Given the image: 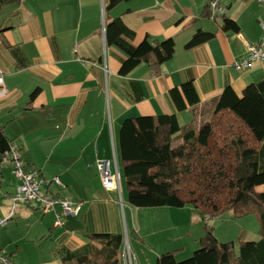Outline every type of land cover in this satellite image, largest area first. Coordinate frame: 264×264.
Returning <instances> with one entry per match:
<instances>
[{"label":"crops","instance_id":"0c3cea01","mask_svg":"<svg viewBox=\"0 0 264 264\" xmlns=\"http://www.w3.org/2000/svg\"><path fill=\"white\" fill-rule=\"evenodd\" d=\"M106 2L0 0V69L7 88L0 99V125L29 167L47 179L59 177L61 185H52L50 192L81 206L77 215H62L61 226L55 224L59 205L46 212L33 205L13 209L19 180L7 160H0V189L6 176L16 181L0 203V220L8 219L0 226V252L14 264H78L69 253L96 233L131 230L144 245L153 242V232L163 236L161 230L178 215L172 207L132 206L122 176L120 189L103 187L97 161H110L121 174L118 139L126 118L175 113L181 126L199 127L227 85L242 96L247 85L264 76V60L236 66L262 37L264 5L258 0L223 1L224 15L240 32L224 31L218 21L201 17L209 0H129L110 11ZM114 17L135 31V44L146 36L174 37L175 54L160 75L145 62L128 75L119 73L126 54L106 39V24ZM199 28L214 32V38L187 49ZM189 80L199 102L178 111L169 91ZM160 238L155 237L157 245Z\"/></svg>","mask_w":264,"mask_h":264},{"label":"trees","instance_id":"16d2710c","mask_svg":"<svg viewBox=\"0 0 264 264\" xmlns=\"http://www.w3.org/2000/svg\"><path fill=\"white\" fill-rule=\"evenodd\" d=\"M129 0H107L106 11ZM201 17L218 21L224 31L240 32L239 24L223 15L213 17L209 4ZM214 32L197 29L187 49L201 45ZM106 39L121 48L126 58L119 73L128 75L141 63L154 75L176 51L174 37L155 41L146 36L135 44L136 33L121 17L106 24ZM39 88L30 95L33 100ZM178 111L199 102L191 80L169 91ZM175 141H180L176 147ZM12 141L0 125V160ZM121 176L128 202L138 208L193 207L206 221L199 239L202 252L182 261L175 250L159 255L154 264H264V76L250 83L239 96L227 85L216 100L213 113L199 127L181 126L175 113L126 118L119 130ZM229 214L254 215L259 221L257 240L221 242L209 220ZM123 234L96 233L90 242L69 253L78 264H123Z\"/></svg>","mask_w":264,"mask_h":264},{"label":"built area","instance_id":"2783aa9c","mask_svg":"<svg viewBox=\"0 0 264 264\" xmlns=\"http://www.w3.org/2000/svg\"><path fill=\"white\" fill-rule=\"evenodd\" d=\"M224 0H209V8L213 17H221L226 12V7L222 4ZM264 5V0H258ZM263 34L257 44L249 46L248 56L236 63L239 69L248 67L255 60H264V24H262ZM7 95V88L4 81V72L0 69V99ZM5 160L11 165L13 174L19 180L14 194L11 196L13 209L17 205H33L43 212L52 211L57 205L62 209L56 214L55 224L64 225L62 215H77L80 211V204L50 192L52 185H61L59 177L47 179L42 176L36 168H31L24 161L20 150L13 143L5 154ZM97 166L101 174L102 184L105 189H120L121 174L118 169L113 171L110 161L98 160ZM8 219L0 220V226L6 225ZM123 264H139L135 252L132 250L128 238H124L121 252ZM0 264H14L5 254L0 252Z\"/></svg>","mask_w":264,"mask_h":264},{"label":"rangeland","instance_id":"374dc122","mask_svg":"<svg viewBox=\"0 0 264 264\" xmlns=\"http://www.w3.org/2000/svg\"><path fill=\"white\" fill-rule=\"evenodd\" d=\"M212 113L213 109L207 117L210 118ZM179 144L180 141H175L173 146L176 147ZM10 179L12 180V183H9ZM4 181V185L0 189V203L3 201L2 198L6 196V192L12 191V186H14L16 182L11 175L6 176ZM185 207L188 208L185 210ZM185 207L170 208L172 209L171 211L178 214L177 216H174L175 227H173V222L169 221L168 226L164 228V230H161L163 236L157 235L156 232L151 233L154 240L155 237H161L160 244L158 245L154 240L153 242L148 241L147 245H144L140 241V238L133 235L131 230L129 233H126L125 231L124 238H128L131 248L138 258L139 264H154L159 255L174 250L178 261L185 260L202 252L200 251L201 247L197 238L201 235L203 236L206 221H204L197 213L194 214L196 212L195 209L193 210L190 206ZM208 222L209 225L213 227L214 235L219 241H234L236 244L242 239H257V233L260 228L256 216H246L236 219L229 217V214L226 213L222 217L211 219Z\"/></svg>","mask_w":264,"mask_h":264}]
</instances>
